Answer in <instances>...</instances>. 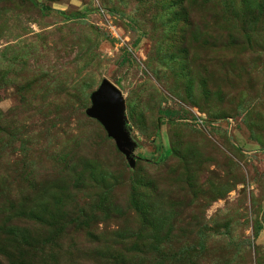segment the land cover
Wrapping results in <instances>:
<instances>
[{
  "label": "rangeland",
  "instance_id": "rangeland-1",
  "mask_svg": "<svg viewBox=\"0 0 264 264\" xmlns=\"http://www.w3.org/2000/svg\"><path fill=\"white\" fill-rule=\"evenodd\" d=\"M0 264H264V0H0Z\"/></svg>",
  "mask_w": 264,
  "mask_h": 264
},
{
  "label": "water",
  "instance_id": "water-1",
  "mask_svg": "<svg viewBox=\"0 0 264 264\" xmlns=\"http://www.w3.org/2000/svg\"><path fill=\"white\" fill-rule=\"evenodd\" d=\"M92 107L87 110V115L97 120L112 138L119 151L135 166V148L131 129L128 126L126 104L122 91L104 80L97 91L91 96Z\"/></svg>",
  "mask_w": 264,
  "mask_h": 264
},
{
  "label": "trees",
  "instance_id": "trees-1",
  "mask_svg": "<svg viewBox=\"0 0 264 264\" xmlns=\"http://www.w3.org/2000/svg\"><path fill=\"white\" fill-rule=\"evenodd\" d=\"M165 115L166 116H168V117H173L174 116V114H172V112H166L165 113ZM134 141V140H133ZM139 150V148H138V146H136V148H135V165H136V160H137V156H136V153H137V151ZM126 160H127V158H126ZM127 162H128V165H129V167L131 168V169H134L135 168V166H131V164H130V162H129V160H127Z\"/></svg>",
  "mask_w": 264,
  "mask_h": 264
}]
</instances>
